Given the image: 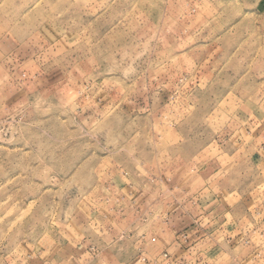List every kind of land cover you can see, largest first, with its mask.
Returning a JSON list of instances; mask_svg holds the SVG:
<instances>
[{
  "label": "rangeland",
  "instance_id": "1",
  "mask_svg": "<svg viewBox=\"0 0 264 264\" xmlns=\"http://www.w3.org/2000/svg\"><path fill=\"white\" fill-rule=\"evenodd\" d=\"M98 3L0 0V107L10 113L28 101L41 111L47 108L43 131L51 156L45 162L58 161L61 168L56 182L47 180L37 161L23 158L31 147L11 132H0V264H55L58 259L49 257L60 246L73 249L66 229L64 235L60 230L46 235L57 213L63 221L71 211L72 228L91 223L90 215L104 224L115 220L113 212L120 209L99 205L123 200L127 211L120 220L128 229L129 213L137 209L130 203L137 200L130 186L151 190L174 178L185 183L179 174L168 177L165 157L178 154L190 159V175L203 171L205 179L235 161L236 169L247 173L241 177L238 201L251 202L249 209L255 210L257 197L249 186L259 183L264 160L252 166L228 159L220 141L258 135L264 142V0H104L103 8ZM117 49L140 54L138 71L151 86L133 104L116 96V89L131 81L120 74L98 76L88 68L90 58L101 63ZM65 64L68 71L77 65L86 73L77 81L82 86L110 82L84 101L93 104L84 115L98 125L104 117L111 121L112 135L119 133L126 149L119 156L95 147L104 138L85 135L64 100L51 96L53 85L65 80ZM66 92L75 95L71 87ZM146 108H152L153 116ZM36 111L27 108L15 120L33 121ZM11 123L8 114L0 115V128ZM129 125L135 131L123 130ZM141 171L151 181L129 182V175ZM232 191L221 190L212 199L229 202ZM18 222L23 228L13 235Z\"/></svg>",
  "mask_w": 264,
  "mask_h": 264
},
{
  "label": "crops",
  "instance_id": "2",
  "mask_svg": "<svg viewBox=\"0 0 264 264\" xmlns=\"http://www.w3.org/2000/svg\"><path fill=\"white\" fill-rule=\"evenodd\" d=\"M248 137L246 140L244 135H231L220 141L222 153L228 159L259 165L264 160V142L260 144L258 135ZM202 172H192L193 181L188 185L174 178L168 184H154L151 190L142 184L130 186L129 193L134 191L137 195L136 202L130 203L136 206L134 212L139 220L131 211L125 222L128 229L122 231L124 239L114 237L115 247L102 250L108 264H227L228 252L237 250L238 264H264V239H261L264 218L258 211L249 209L251 202L240 200L233 205L208 201L205 207V201L197 199L201 214L187 208V203L199 195L193 191L195 185L207 180ZM196 175L203 177L194 180ZM181 187L185 193L192 192L186 201L178 199L174 191ZM221 208L223 216L219 218ZM234 211L241 217L236 223H232ZM214 218H218V223L209 226ZM221 225H224L222 240L215 235ZM65 250L60 246L49 260L58 259L55 264H100L92 244L81 247L74 243L73 249L66 253Z\"/></svg>",
  "mask_w": 264,
  "mask_h": 264
},
{
  "label": "clouds",
  "instance_id": "3",
  "mask_svg": "<svg viewBox=\"0 0 264 264\" xmlns=\"http://www.w3.org/2000/svg\"><path fill=\"white\" fill-rule=\"evenodd\" d=\"M86 2L94 3L96 0H86ZM104 6V0H99L98 7L103 8ZM134 51L135 49H133L132 52L117 49L116 51L110 52L107 56L102 58L101 63L103 64V67H101V63H98L95 58H90L88 61V68L90 72H95L98 76L106 74H120L126 82L131 81V83H126L122 88L116 89L117 98H122L129 104H133L135 102V98L138 95H147L151 87L150 84L145 81L144 74L138 71L137 61L140 54L134 55ZM118 53L119 58H117ZM65 55H67V53H65ZM68 66V64H65V80H67V83H65V80H61L59 83L54 84V91L50 90L51 96H59L64 100V106L68 108V110L73 114V119L78 120L80 128L85 133V135L93 134L104 138L103 141L97 140L95 147L107 150L113 156H119L126 149L125 147L121 146V135L119 133L112 135V130L109 128L111 121L107 117H104L98 125L90 117H86L84 115L85 108L93 107L92 103L84 101H91L94 99L100 94L101 91L104 90V88L108 86L110 82L105 81L103 86H97L94 83H89L86 86H82V84L77 83V81H83L86 78V73L81 71L77 65H72V70L68 71ZM73 73H78V75H73ZM69 87L73 88L75 91V95L70 97L66 92ZM77 97H80L81 100L77 101ZM30 107H34L37 110L35 119L25 123L16 122L15 117ZM77 109H79V111H77ZM145 110L148 111L149 116H153L152 108H146ZM2 114H8L12 120V123L8 127L0 128V132H11L14 137L25 141L32 150L30 152L24 153L23 158L37 161L40 174L46 176L47 180L56 182L57 176L61 171L59 162L55 160L48 163L45 162L51 156V145L45 139L43 131L47 125L48 109L44 108L41 111L39 104H31L28 101H25L23 104L18 105L17 108L12 110L10 113L8 109L0 107V115ZM112 119H115V116H112ZM5 123L7 122L5 121ZM145 127H147V125H145ZM123 130L135 131L133 125H129L128 129ZM209 135H211V133ZM177 151L179 152L180 150L178 149ZM128 155L129 157H132L131 152H129ZM165 160L169 165V179L179 174L180 179L185 181V185H188L193 180V177L187 170L188 165L191 164V161L186 155L178 154L174 157H165ZM133 163H135L137 167H140L139 161L133 159ZM159 163L160 162L158 160L157 164ZM151 171L152 169L149 168V172ZM121 172H123V169H121ZM246 174V172L236 169L235 161L229 166L221 168V170L216 173L215 176H211L209 179L198 182L195 185L193 191L198 192L199 195L187 203V208L196 214H201L202 209L196 204L197 199L205 201V207H207L208 201L216 203V201L212 199L214 195L219 193L221 190L226 191L228 188L233 189L228 197L229 203L235 205V203L243 195V192L239 191L238 189L241 177ZM145 177L151 181V176H149L148 173H144L142 171L136 173L135 176L129 175L128 179L129 182L143 183ZM249 187L257 197V204L254 205L253 208L259 212L260 217L264 218V170H261L259 173V183L255 184V187H252L251 185ZM174 191L177 194V198L182 201H186L187 197L192 195V192H183L182 187L177 188ZM245 191H247V189H245ZM113 204L117 205V208L120 209L119 212H113V215L116 216L115 220L106 221L104 224H101L93 219L90 215L89 220L91 223L87 225H77L75 228H72L70 226L69 218L71 217V220L74 221L75 217L71 216V211L65 215L63 221L60 220L59 213H57L55 219H50L49 222L50 224L54 225V227H50L46 235L53 233L56 230H60L61 235H64L65 233L63 230L66 229L68 232V236L66 238H69L73 243L78 244L81 247H84L87 244H92L93 252L97 253L100 257V264H108L107 260L103 258L102 250L108 247H115V241L113 239L114 237H116L117 240L124 239V236L122 235L124 224L120 220V216L125 215L127 211V205L125 201L116 199L106 201L99 205V207L111 209ZM45 215L51 216V214L47 212H45ZM253 215H255V212ZM218 216L219 218H222V208L219 210ZM233 216L234 219L232 220V223H236L237 220L241 219V217L238 216L235 211ZM21 219H23V217ZM215 223H218V218L210 220L209 226ZM22 228L23 224L18 222L16 226V232L13 233V235H18ZM222 229H224V225H221L220 228L217 229V233L215 234L217 239L222 240L224 234ZM261 232L264 234V228L261 229ZM261 239H264V235L261 236ZM55 242L56 241H52V243ZM252 242L255 241H250V243ZM98 249L100 250L99 252H97ZM237 252H228L227 264H238ZM46 254L47 253L45 252L42 255Z\"/></svg>",
  "mask_w": 264,
  "mask_h": 264
},
{
  "label": "built area",
  "instance_id": "4",
  "mask_svg": "<svg viewBox=\"0 0 264 264\" xmlns=\"http://www.w3.org/2000/svg\"><path fill=\"white\" fill-rule=\"evenodd\" d=\"M165 256H167V254H164Z\"/></svg>",
  "mask_w": 264,
  "mask_h": 264
}]
</instances>
